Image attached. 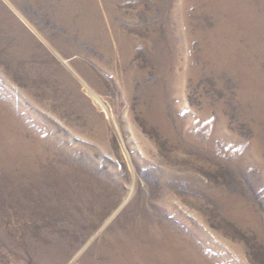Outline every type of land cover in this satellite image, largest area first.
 Wrapping results in <instances>:
<instances>
[{"label":"rangeland","instance_id":"374dc122","mask_svg":"<svg viewBox=\"0 0 264 264\" xmlns=\"http://www.w3.org/2000/svg\"><path fill=\"white\" fill-rule=\"evenodd\" d=\"M0 264H264V0H0Z\"/></svg>","mask_w":264,"mask_h":264}]
</instances>
